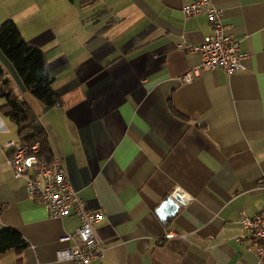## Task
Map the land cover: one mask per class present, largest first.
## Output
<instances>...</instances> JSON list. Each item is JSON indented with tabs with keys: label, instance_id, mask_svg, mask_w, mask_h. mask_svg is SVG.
<instances>
[{
	"label": "crops",
	"instance_id": "crops-1",
	"mask_svg": "<svg viewBox=\"0 0 264 264\" xmlns=\"http://www.w3.org/2000/svg\"><path fill=\"white\" fill-rule=\"evenodd\" d=\"M196 0H0L43 50L62 105L46 111L0 48V64L48 132L73 187L100 212L101 264H264L239 218L264 211V0H214L246 54L243 68L183 75L202 61L185 45L213 33ZM19 127L0 110V231L23 250L0 264H79L57 252L81 221L50 216L7 163ZM184 203L164 221L157 208ZM238 237L245 238L239 242Z\"/></svg>",
	"mask_w": 264,
	"mask_h": 264
},
{
	"label": "built area",
	"instance_id": "built-area-1",
	"mask_svg": "<svg viewBox=\"0 0 264 264\" xmlns=\"http://www.w3.org/2000/svg\"><path fill=\"white\" fill-rule=\"evenodd\" d=\"M183 10L188 17L206 13L213 26V33L202 44L185 45L186 50L201 54L202 61L183 75V82H191L202 70L222 68L232 74L243 68L246 54L241 42L229 33V27L223 21L224 11L215 5L214 0H196ZM6 146L11 150L7 163L16 178H26L30 197L45 205L52 217L62 218L74 212L81 221L75 232L61 238L64 242L74 241V245L59 249L58 258L79 264H101L97 261L108 251V246L97 233L101 214L89 207L73 187L62 158L41 155L40 140H10ZM239 220L250 232L248 249L264 260V211L255 216L243 212ZM237 239L239 242L246 240L243 237Z\"/></svg>",
	"mask_w": 264,
	"mask_h": 264
},
{
	"label": "trees",
	"instance_id": "trees-1",
	"mask_svg": "<svg viewBox=\"0 0 264 264\" xmlns=\"http://www.w3.org/2000/svg\"><path fill=\"white\" fill-rule=\"evenodd\" d=\"M0 48L12 63L24 89L39 100L46 111L62 105L45 53L27 41L13 18L5 20L0 27ZM0 110L19 127L21 140H40L41 155L53 157L46 127L29 102L15 92L13 80L1 64ZM27 246V240L17 230L7 228L0 231V255L10 249L23 250Z\"/></svg>",
	"mask_w": 264,
	"mask_h": 264
},
{
	"label": "water",
	"instance_id": "water-1",
	"mask_svg": "<svg viewBox=\"0 0 264 264\" xmlns=\"http://www.w3.org/2000/svg\"><path fill=\"white\" fill-rule=\"evenodd\" d=\"M183 203L184 199L179 194H175L163 201L156 211L160 218L166 221L178 213L181 204Z\"/></svg>",
	"mask_w": 264,
	"mask_h": 264
}]
</instances>
